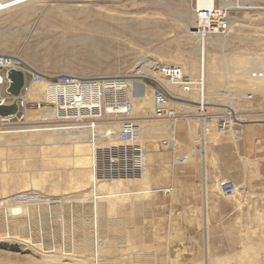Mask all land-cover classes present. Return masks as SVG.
<instances>
[{
	"label": "rangeland",
	"instance_id": "374dc122",
	"mask_svg": "<svg viewBox=\"0 0 264 264\" xmlns=\"http://www.w3.org/2000/svg\"><path fill=\"white\" fill-rule=\"evenodd\" d=\"M73 1L34 0L0 13V55L19 57L30 71L47 78L73 75L89 81L128 76L132 69H140L141 55L146 56L145 63H157V68L159 64L193 68V58L199 67L196 48L200 41L191 38L193 31H189L196 27L197 19L194 26L185 23V28L181 13H193L196 0ZM257 7L262 15L230 11L235 33L227 37L224 46L210 49L218 72L230 80L218 84L212 101L218 102L217 91L223 95L229 90L235 96L241 121L232 128L233 136L232 132L220 134L214 116L226 111L207 110L214 118L208 124L207 136L208 199L203 188V157L197 151L200 124L195 119L175 124L188 126L193 139L184 129L177 142L167 136L159 141H133L131 148L137 152L133 171L111 176L114 186L109 184L104 190L99 183L110 178L96 177L93 150L105 143L118 144L121 118L98 120L83 127H49L35 118L31 123L14 119L0 126V133L73 128L83 137L64 134L67 145L57 146L49 139L41 146L14 135L11 143L18 145L5 143L0 147V201H31V205L18 204L26 207L13 221H5L0 209V264H47L43 256L54 264L60 256L119 264L121 253L128 247L137 253L129 255L133 259L130 264H264V164L253 156L247 175L233 177L220 154L228 145L240 147L246 134L243 125L264 120V62L252 63L256 68L254 80L247 77L250 73L242 66L249 57L253 61L264 55V3ZM147 81L151 86L155 83ZM147 91L146 100L150 101L151 90ZM174 91L180 96L176 88ZM193 93L198 100L199 93ZM183 95L191 98V94ZM136 98L130 101L137 125L162 123L167 125L166 132L174 128L175 122L151 118L149 108L142 114L145 105L140 102L141 95ZM30 101L37 100L30 96ZM107 126L116 129L117 136L111 141H103L105 136L97 133ZM261 161L264 163V153ZM45 198L60 203L46 210L35 205ZM78 206L85 207L86 218H71L70 209ZM22 223L29 228L23 230Z\"/></svg>",
	"mask_w": 264,
	"mask_h": 264
},
{
	"label": "built area",
	"instance_id": "2783aa9c",
	"mask_svg": "<svg viewBox=\"0 0 264 264\" xmlns=\"http://www.w3.org/2000/svg\"><path fill=\"white\" fill-rule=\"evenodd\" d=\"M195 7H199V0H196ZM192 31L197 38L202 39L229 35V10L218 6L217 1L213 0L209 8L197 10V26ZM13 69L23 71L26 74V83L18 97L8 93L11 83L8 73ZM158 70L162 78L160 83L179 88L183 94L197 92L203 95L205 87L203 76L189 77L181 67L174 64H159ZM259 75L261 76V74ZM146 80L152 79L146 78ZM154 81L155 83H151L153 86L148 82L154 101V111L151 118L172 122L186 119L201 121L208 113L207 107L203 103L184 100L167 90L166 87L158 83L159 81ZM97 82L104 83V80L89 81L70 75H57L47 78L31 72L17 57L0 55V90L2 91L0 106L16 103L19 109L16 115L0 116V126L9 125L14 119L25 120V112L29 108L46 109L52 106L62 110V114L67 115L68 119L42 120L39 122L41 125L49 127L58 124L72 125L67 127L89 126L88 124L98 121L91 118V112L99 111L100 108L97 105L102 101L109 110L108 117L110 120L121 118L123 123L118 133V144L105 143L104 147L93 150V170L98 179H109L113 175L130 174L133 171L134 157L137 156L136 150L131 148L138 130L137 119L133 113V103L124 93L114 87L103 93L95 92L91 87ZM30 84L44 87L45 90L39 102L30 101L28 94ZM58 87L71 88L72 90L66 95L57 96L55 91ZM237 120L236 114L226 111L219 115L218 129L229 130L231 127L236 129ZM3 207L4 203L0 201V209Z\"/></svg>",
	"mask_w": 264,
	"mask_h": 264
},
{
	"label": "bare ground",
	"instance_id": "6f19581e",
	"mask_svg": "<svg viewBox=\"0 0 264 264\" xmlns=\"http://www.w3.org/2000/svg\"><path fill=\"white\" fill-rule=\"evenodd\" d=\"M32 1H34V0H0V13H3L7 10H10V9L18 7V6L28 4V2H32ZM67 1H69V0H67ZM212 1L213 0H199V7H197V9L193 11V13L190 11L189 12H181L182 13V20L184 22L183 26L185 28H187L185 23H191L194 26L195 19H197V10H201L203 8H209L211 6ZM218 2H220V4L222 3L223 6L222 5L221 6L225 9L229 10V12L230 11H233V12L234 11H236V12L247 11L246 13L254 12V13L261 14V13H259L260 12L259 10L261 8H259L257 6H260L261 3H264V0H218ZM195 26H197V24H195ZM235 27H236V23L232 21L231 25H230V34L229 35L224 36V37L222 36V38H220L219 36L205 38V39L198 38L199 40L197 39L195 33L191 32L194 29V27H193V29L189 30L191 32L190 37L196 38L198 41H200L199 49L196 48L197 55L199 58L197 60L199 67L197 68V62L194 58L191 61L194 64L193 68H190L187 66H181V65H177V66L181 67L187 75H188V73H190L188 75L189 77H192V78H196L198 76L204 77V80H205L204 93H203V95L199 94L198 100L195 99L196 97H192V93H190L191 98L181 94L182 92L180 91L179 88H176V87H173L170 85H167L166 88L171 93L177 95L174 91V89L176 88L179 91L180 96H183L182 98L184 100L189 99L187 101L191 100V102L203 103L207 107V110H217V111L225 110L229 113L236 114L238 117V120L236 123L238 124V121H241V119L238 116L239 113H238V109L236 107L237 105L235 104L236 102H234L235 96L233 94H231L229 90H226V91L224 90L223 95H219L220 91H217L216 94L218 95L219 100H218V102H213L212 101L213 100L212 95L216 92L215 89L217 88L218 84L220 83L221 78H219L217 76H213L210 72L208 73V70H207V61H208L207 60V53H208L207 52V45L224 46L226 44L227 37L232 35L233 33H235ZM8 56H11V55H8ZM13 57H15V56H13ZM17 58H19V57H17ZM249 59H250V57L248 59L244 60L242 63V66L246 71H248L250 73V75H248L247 77L254 80L255 79L254 73L256 72V68L254 67V65L252 63H254L256 61H261L262 59H264V55H260L259 58H253V61H251ZM145 60H146V56L141 55L140 63L138 65V66H140V69H138V70L132 69L131 72L128 74V76L106 78V80H104V83H98L97 82V83H95V85H92L91 88H93V90H95V92L100 91L103 93V92H106L109 88L114 87L116 90H120V92L124 93L126 97H128L129 99H132V100H134L136 98V96L141 95L142 100L140 102L144 103V105H145L144 106L145 109L142 112V114L146 112L147 108H149L147 113L151 117V115L153 114V111H154V101H153V98L150 101L146 100L147 95H148L147 90L148 89L151 90L149 83L146 80V78L161 81V82H162V78L159 74V70L157 68V63L147 64V63H145ZM22 62L24 63L26 68L29 67V65L26 62H24L23 60H22ZM138 66H136V67H138ZM74 77H77V76H74ZM137 77L142 78V79H139L138 81H134V79ZM132 81H134V82H132ZM231 82H233V81L231 80ZM137 86H138V91L135 90ZM44 90L45 89L42 86H35L33 84H30L28 94H29V96H32L33 99H36L37 102H39L41 100L42 93ZM71 90H72L71 88L58 87L56 89L55 93L57 96L66 95ZM136 92L137 93L139 92L140 94H137ZM143 92H145V93H143ZM221 93H222V90H221ZM0 94H2L1 90H0ZM184 97H186V98H184ZM214 97H216V96H214ZM135 101H137V100H135ZM142 103H140V104H142ZM85 106H87V105H85ZM97 106L100 108V110L96 111V112H91V118H93L94 120H107L109 118L108 117L109 110L107 109L106 105L104 106L102 101H101V103ZM223 107H226L227 109L223 108ZM61 111L62 110H59L58 108H56V106H52V107L46 108V109H44V108H41V109L29 108L25 112V120H26V123L27 122L31 123V120L33 118H35V120H38V122H40L42 120H51L52 121L54 119H68L67 115L62 114ZM214 117H215V119H218L219 115L214 116ZM210 119H214V118L209 113H207L205 115V117L203 118V120H201V121L198 119H195V120L199 121V124H200V128L198 129V132H199L201 138H200V140H198L200 147H199V150L197 149V151L199 153H201L202 157H203V165H204L203 188H204V192L206 194L207 199H208L207 194L210 191L209 182H208V180H209L208 167H207V164L210 160V150H209V146L207 145L208 144L207 143V136H209V134H210L208 131V128H209L208 126H210V125H208V124H210V122H209ZM186 120H191V119H186ZM173 126H175V125H173ZM244 126L246 127V125H243L242 127L244 128ZM137 127H138V130H137L136 135L134 137V142L145 141V140H149L150 138H158V137L164 135L166 133L167 125H164V124H159V125L148 124V125H143V126L137 125ZM121 128H122V126H121ZM14 130H13V132H14ZM232 131H233L232 127L229 130H222V129L219 130V132H221L220 134L230 133ZM97 133H100L103 136H105L104 139H102L103 141H111L114 136H117L116 129L112 126L102 127L100 129V131H97ZM64 134L66 136H68L69 138L71 137V138H75V139H78V138L80 139L83 137V135L80 132H78L77 130H75L73 128H71V129H69V128L68 129L55 128V129H48V130H33L30 132L18 131V133H16V134H13L12 132H5V133H0V147L3 146V144H5V143H10L11 146L18 145L17 143H14V144L11 143L12 139H13L12 137L14 135H17V137H20V140H23L25 142L26 141H34L37 145H41V146L44 145V144H41V142H43L45 140H49V139L54 140V141H52L54 145L64 146V145H67V144H65V142L63 141V138H62V136ZM88 134H93V132L88 131ZM231 134L233 136L234 132H232ZM53 136H58V137L52 138ZM243 138H244V134H243ZM6 147H10V146L6 145ZM197 151H194V152H197ZM194 152H193V154H195ZM114 183H115L114 180L112 178H110L107 182L99 183V187H100V189L104 190V189L108 188L109 184L113 185ZM27 196L28 195L24 196V198L26 199V201H29V198ZM40 198H44V197H40ZM18 200H19L18 198H13L11 200L9 199L6 202H4L3 213L6 216L5 221H7V220L13 221V219H15V217H20L21 214L19 216H16L17 213H19L21 211V209H24L26 206H23V205L19 206L18 204L31 205L29 203L31 201L25 203V201L23 200L22 202H24V203H21V202L18 203ZM51 200H52L51 198H45L40 203H35V202H32V203H35V205L41 206V209H43V210H46L47 206L60 203V202H52L51 203ZM61 203H63V202L61 201ZM14 204H17L18 206H16V205L14 207L10 206V205H14ZM77 210H78V215L75 217V213H77L76 212ZM82 210H84V213H82ZM85 210L86 209L84 206H78L75 209L71 208L70 211H72V213L70 212V216L73 219L74 218L79 219L82 217L86 218ZM206 212L208 215L210 212L209 206L207 207ZM49 219L51 220L50 216H49ZM17 223H19V222H17ZM28 225L29 224L21 225L22 229L23 230L27 229L26 226H28ZM28 228H29V226H28ZM205 233H206V236H205V240H206L208 237V232L206 231ZM124 251H125V253H123V254L121 253V255L119 254L121 256L120 257L121 259L119 260V262H120L119 264H130V262H132L133 259L131 257H129V255L133 254V256H134L137 253H133V252L131 253L130 247L126 248ZM126 252H128V253H126ZM125 255L128 257H125ZM43 257H44V260L47 261V264H48V261H51L54 264V262L50 259V257H46V256H43ZM65 257L66 256H60L56 262L58 264H96L95 262H88L84 258H78L77 260H73L69 257H66V258ZM123 257H125V258H123ZM60 258H62V259L65 258L64 259L65 261L60 259ZM54 259L56 260V258H54ZM56 262H55V264H56Z\"/></svg>",
	"mask_w": 264,
	"mask_h": 264
},
{
	"label": "crops",
	"instance_id": "0c3cea01",
	"mask_svg": "<svg viewBox=\"0 0 264 264\" xmlns=\"http://www.w3.org/2000/svg\"><path fill=\"white\" fill-rule=\"evenodd\" d=\"M207 46L209 47L207 48L208 73L210 72L213 76H217L221 78L220 83L223 81L225 82L230 81V80H227V76L222 75V73L218 72L215 64L211 61L213 58V55L212 54L210 55V49L214 48L213 45H207ZM261 61L264 62V59H262ZM261 122H264V120L263 121H252L251 123H246L247 127H244L246 130V134L239 148L234 147L232 145H228L227 147L223 149V152H222L221 151L222 146L219 145L221 143L218 144V146H220V151H221L220 154L223 153L222 154L223 155L222 164L224 166H229V169L231 170L230 172H233V177H237V176L245 177L247 175V172L250 171L249 160H251L253 156L258 158V161L261 165L264 164L261 161L263 159V153H264V125H262ZM156 124H162V123H156ZM156 124H153V125H156ZM172 124L175 125L176 123H172ZM173 127H174L173 129H171L170 131H167L164 135L158 137L154 141H159L161 138L167 136L169 140L177 142L178 140L177 138L179 134L184 129L187 130L189 137L193 139L194 133L191 131V129L188 126L184 124H181V125L177 124V126L175 125ZM226 151L228 152V154L224 153ZM243 156H244V159H243Z\"/></svg>",
	"mask_w": 264,
	"mask_h": 264
},
{
	"label": "water",
	"instance_id": "95a60500",
	"mask_svg": "<svg viewBox=\"0 0 264 264\" xmlns=\"http://www.w3.org/2000/svg\"><path fill=\"white\" fill-rule=\"evenodd\" d=\"M8 78L11 81L8 93L12 96L18 97L26 83V74L20 70H10ZM18 106L16 103L7 106H0V116L6 117L16 115L18 113Z\"/></svg>",
	"mask_w": 264,
	"mask_h": 264
}]
</instances>
